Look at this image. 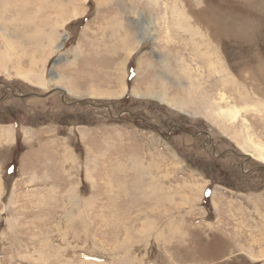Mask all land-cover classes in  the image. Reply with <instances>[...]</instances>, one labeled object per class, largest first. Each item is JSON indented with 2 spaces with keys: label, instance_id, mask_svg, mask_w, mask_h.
<instances>
[{
  "label": "rangeland",
  "instance_id": "obj_1",
  "mask_svg": "<svg viewBox=\"0 0 264 264\" xmlns=\"http://www.w3.org/2000/svg\"><path fill=\"white\" fill-rule=\"evenodd\" d=\"M0 123V264H264V0H0Z\"/></svg>",
  "mask_w": 264,
  "mask_h": 264
},
{
  "label": "crops",
  "instance_id": "obj_2",
  "mask_svg": "<svg viewBox=\"0 0 264 264\" xmlns=\"http://www.w3.org/2000/svg\"><path fill=\"white\" fill-rule=\"evenodd\" d=\"M9 125L11 126V124H8V123H6V124L0 123V144H8V147H13L15 145V141H16V133L13 134V132H15V130H13L12 126L9 127ZM6 126H8V127L6 128ZM259 201H260V203H254V205H252L250 203L247 204L245 201H241V202L237 203L236 201L233 200V203L228 204V206H230L231 208L238 206V207H240L239 210L242 212L247 210L248 212L252 213L255 210V213L257 214V216L254 217L253 219L256 220V223H258V225H257L258 229H262L264 231V215H263L264 213L261 214L262 208L264 207V201L258 200V202ZM213 206H214V203H213ZM221 206H224V204H221ZM229 221L238 223L239 219L236 218L235 215H232L231 220H229ZM238 227L239 226L237 225V229H238ZM234 232H237V230L230 232L227 235V239L223 240V238H222L223 241H221V242L229 241L230 245L232 246V249L230 250V252H231L230 255H237L238 256L240 253H244V251L246 250L248 253H250L253 256V259L255 261H260V262L264 261V235L263 234L260 233L259 237L258 236L253 237L251 235L249 237V241H250L249 244L254 245L257 243L259 245V247L257 249L252 248L251 247L252 245L249 246L248 249H244L245 247H242V245L239 243L240 236ZM190 238H192V237H190ZM260 244H262L263 246H260ZM206 253H207V251H206ZM214 255H217V252ZM213 259H216V258H213ZM218 259H221V258H218Z\"/></svg>",
  "mask_w": 264,
  "mask_h": 264
},
{
  "label": "bare ground",
  "instance_id": "obj_3",
  "mask_svg": "<svg viewBox=\"0 0 264 264\" xmlns=\"http://www.w3.org/2000/svg\"><path fill=\"white\" fill-rule=\"evenodd\" d=\"M203 41V40H202ZM221 45V44H220ZM210 52V51H209ZM217 62V64H216V70L218 69V61H216ZM211 65V64H210ZM212 65H213V63H212ZM213 68V67H212ZM222 71V70H221ZM213 72V71H212ZM218 72H219V70H218ZM220 73V72H219ZM226 78V74H225V72L223 73H220V75H218V79H219V81H220V84H222V85H225L224 84V82H223V80ZM226 79H228V78H226ZM230 84V83H229ZM228 84V85H229ZM199 88V87H198ZM202 90V89H201ZM200 91V90H199ZM201 93V92H200ZM230 112V115H231V118H236V116L238 115V110H237V108H234V109H231V111H229ZM262 159L264 160V157H262ZM198 186V185H197ZM150 196V195H149ZM156 196H158V195H156ZM156 198V197H155ZM158 199V198H157ZM164 200V199H163ZM155 201V200H154ZM165 202V201H164Z\"/></svg>",
  "mask_w": 264,
  "mask_h": 264
}]
</instances>
